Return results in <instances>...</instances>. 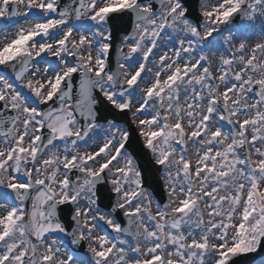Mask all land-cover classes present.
<instances>
[{"label":"snow or ice","instance_id":"1","mask_svg":"<svg viewBox=\"0 0 264 264\" xmlns=\"http://www.w3.org/2000/svg\"><path fill=\"white\" fill-rule=\"evenodd\" d=\"M0 264H264V0H0Z\"/></svg>","mask_w":264,"mask_h":264},{"label":"water","instance_id":"2","mask_svg":"<svg viewBox=\"0 0 264 264\" xmlns=\"http://www.w3.org/2000/svg\"><path fill=\"white\" fill-rule=\"evenodd\" d=\"M131 150V149H130ZM150 158L149 157H143L141 160L142 166L145 169L146 175L149 179V181L152 180V172H151V166H150Z\"/></svg>","mask_w":264,"mask_h":264}]
</instances>
